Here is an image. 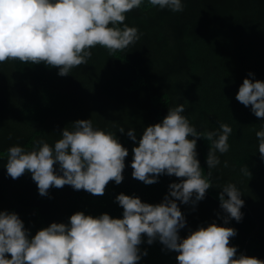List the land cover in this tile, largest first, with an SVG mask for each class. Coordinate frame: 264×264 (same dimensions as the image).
I'll list each match as a JSON object with an SVG mask.
<instances>
[{
    "label": "trees",
    "instance_id": "1",
    "mask_svg": "<svg viewBox=\"0 0 264 264\" xmlns=\"http://www.w3.org/2000/svg\"><path fill=\"white\" fill-rule=\"evenodd\" d=\"M181 2L184 10L173 13L143 0L125 20L139 29L140 39L114 55L97 45L90 49L87 64L73 68L68 76L44 64L0 63V211L17 213L32 236L54 222L67 224L78 211L122 219L123 209L115 202L121 193L144 203H161L169 185L180 180L163 175L158 183L145 185L133 179L132 148L138 145L127 132L134 129L139 139L146 127L162 122L168 109L183 104L182 115L198 132L218 131L221 123L233 131L229 151L217 153L220 164L211 169L212 188L205 199L195 206L177 201L187 221L179 232L181 239L216 223L236 229L230 246L238 248L237 255L264 260V160L256 138L264 120L235 99L244 79L264 81V0ZM89 119L129 150L120 185L109 182L103 196L68 185L40 196L30 173L16 180L8 177L4 166L10 147L30 151L33 140L54 147L66 127L72 130L75 121ZM209 149L207 140L197 141V159L206 178ZM246 166L251 176L242 173ZM55 167L59 172V165ZM229 183L244 200L243 219L224 224L219 195ZM140 248L148 255L139 264H177L178 253L158 240L149 245L145 235Z\"/></svg>",
    "mask_w": 264,
    "mask_h": 264
},
{
    "label": "clouds",
    "instance_id": "2",
    "mask_svg": "<svg viewBox=\"0 0 264 264\" xmlns=\"http://www.w3.org/2000/svg\"><path fill=\"white\" fill-rule=\"evenodd\" d=\"M148 3L173 13L184 10L181 0ZM142 4L143 0H0V63L44 64L59 69V76H68L73 68L87 64L90 49L97 45L114 55L137 42L139 29L125 20ZM248 75L254 77V73ZM235 99L264 120V81L244 79ZM184 112L183 104L168 109L162 122L146 127L139 139L134 129L127 132L138 145L132 148L133 179L145 185L158 183L163 175L180 180L169 185L161 203H144L121 193L115 202L123 209L122 219L78 211L67 224L54 222L34 236L17 213L0 211V264H139L148 255L140 248L145 235L149 245L158 240L166 250L178 253L177 264H264V260L237 255L238 248L230 246V239L237 235L234 228L212 223L181 239L179 232L187 221L177 201L195 206L205 199L212 188L211 169L220 164L217 153L229 151L233 131L221 123L218 131L198 132ZM71 126L72 130L62 131L54 147L43 140H33L30 151L10 147L4 166L8 177L16 180L30 173L40 196L66 185L103 196L109 182L120 185L129 150L112 133L94 128L91 119ZM118 131L123 134L125 129ZM201 138L210 143L207 178L197 159ZM256 138L264 160V125ZM224 166L228 167L227 161ZM241 171L251 176L247 166ZM219 201L226 214L224 224L243 219L244 200L235 184L223 187Z\"/></svg>",
    "mask_w": 264,
    "mask_h": 264
}]
</instances>
